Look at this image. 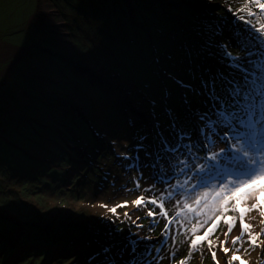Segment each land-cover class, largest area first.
Wrapping results in <instances>:
<instances>
[{"label": "rangeland", "instance_id": "1", "mask_svg": "<svg viewBox=\"0 0 264 264\" xmlns=\"http://www.w3.org/2000/svg\"><path fill=\"white\" fill-rule=\"evenodd\" d=\"M246 3L249 0H194L189 5L184 0H0V53L6 55L0 57V264H88L94 256L93 264H102L105 247L123 249L128 225L103 219L106 209L99 206L133 201L141 194L125 191V186L135 187L138 173L126 171L123 156L136 155L138 137H146L149 152L159 142L158 133L171 140L172 118L195 138L187 114L210 107L207 97L197 94L200 83H192L187 67L180 72L164 57L184 46L199 61L198 75L207 68L209 76L227 75L233 70L219 56L201 50L204 25L223 23V35L215 42H231L233 55L243 57L232 39L236 17L227 9ZM249 6L259 13L254 3ZM259 18L257 26L264 24V16ZM181 81L193 90L182 87ZM82 97L92 108L83 115L76 104ZM128 98L146 112L128 115L123 108ZM103 133L114 135L117 146ZM139 156L143 163L150 162L143 150ZM141 171L144 188L153 183V169ZM125 211L132 214L134 206L117 208L121 219ZM135 214L142 217L137 221L144 225L140 231L149 234L151 218H144V211ZM165 223L160 219L151 234L163 239ZM118 227L123 231L117 232ZM74 228H82L80 238L87 239L74 236ZM221 229L226 231L222 223ZM132 230H137L135 225ZM243 248L237 254L246 257V264H258L257 252L248 254ZM167 256L161 264H215L207 251L203 258L199 252L188 258L183 242L171 261Z\"/></svg>", "mask_w": 264, "mask_h": 264}, {"label": "snow or ice", "instance_id": "2", "mask_svg": "<svg viewBox=\"0 0 264 264\" xmlns=\"http://www.w3.org/2000/svg\"><path fill=\"white\" fill-rule=\"evenodd\" d=\"M250 3L259 8V13L252 10ZM227 10L236 17L232 22V39L245 55H233L231 42H215L216 37L223 35V23L204 25L206 38L201 50L210 57L219 56L220 62L233 71L227 75L218 72L200 80L202 91L197 90V94L205 95L210 107L208 111L195 113L199 121L195 138L191 129L178 126L172 118L171 140L158 133L159 142L149 152L144 144L146 137L141 136L133 149L136 155L123 156L127 161L126 171L135 169L138 173L133 179L135 187L125 186V191L141 194L133 201L99 205L106 209L103 219L113 224L119 220L129 228L125 248L113 255L111 249L105 247L102 264H161L165 253L170 261L175 257L182 242L188 245V258L195 252L203 258L207 251L215 264H219L217 250L225 256L232 252L228 264L236 261L246 264L242 256L237 255L244 244L249 245L243 248L245 253L251 254L259 248L264 258V24L257 26L255 22L264 16V2L249 0L243 8L228 7ZM180 84L193 90L190 84L183 81ZM169 116L171 118L170 110ZM220 144L225 147L220 149ZM142 150L149 163L141 161ZM142 168L153 169V183L144 188H141V180L145 179ZM129 204L134 206L133 213L125 211L121 219L117 208H127ZM135 210L144 211V218H151L149 234L141 235L144 225L137 223L142 217L136 215ZM229 212L233 215H228ZM160 219L166 220L161 231L163 239L151 235ZM221 223L226 231L221 229ZM237 223L239 234L229 241ZM132 225L136 226V231L132 230ZM116 231L123 229L118 227ZM179 236H183L182 242ZM153 239L155 244L144 243L141 248L142 241ZM125 252L130 257L128 260H124ZM95 259V256L89 257L88 264H93Z\"/></svg>", "mask_w": 264, "mask_h": 264}, {"label": "bare ground", "instance_id": "3", "mask_svg": "<svg viewBox=\"0 0 264 264\" xmlns=\"http://www.w3.org/2000/svg\"><path fill=\"white\" fill-rule=\"evenodd\" d=\"M120 3V2H119ZM140 14H142V13H140ZM259 20H260V18H259ZM258 20V21H259ZM4 56H6L5 55V53L3 52V53H0V57H4ZM4 59H5V57H4ZM129 97V96H128ZM78 99V98H77ZM76 98L74 99L75 101H78ZM129 99V101H130V103H127V104H125L124 103V106H123V108H124V110H126V113L128 114V115H134L135 117H138V116H141V114H144L146 111L142 108V106L140 105V103H138V102H136V101H133L132 100V98H128ZM82 101H80V102H76V104H77V107H78V109H80V112L82 113V115L84 114V111H90V109H92L91 108V105H90V100H88V99H85V97H82V99H81ZM87 102H89L88 104H86ZM79 112V113H80ZM185 112V111H184ZM185 114H187V112H185ZM188 115V117H189V120L191 121V123L193 124V128H194V133H195V136H197L198 135V132H197V126H198V124H199V121H198V119H197V117H196V115L195 114H187ZM85 116V115H84ZM61 126L58 128V130L59 131H61ZM104 139H106V140H108L112 145H114V146H117V144H118V140H117V138L116 137H114V135H109V133H103V136H102ZM225 147V145L224 144H220L219 145V148L220 149H223ZM253 215H255V213H253ZM75 229V231L77 232H75V234H74V236H76V237H79L80 238V235H81V233H82V231L80 230V229H77V228H74ZM239 230H240V225H239V223L237 224V227H235V229L233 230V233L229 236V241L231 240V238H232V236H235V235H237V234H239ZM256 231H259V228H257L256 229ZM141 235H147V234H143L142 232H141ZM153 237H156L157 238V236L155 235V234H151ZM56 238H59V236H55ZM83 237V238H82ZM80 239H87V235H82L81 236V238ZM89 239V238H88ZM221 240H223V236L221 237ZM101 241H103L102 239H101ZM153 241H156L155 239H153V240H150V241H142V245L144 244V243H152ZM84 242V241H83ZM85 243V242H84ZM127 243L128 242H124L123 243V245H124V247H123V249L125 248V246L127 245ZM128 251L130 252V248L128 249ZM120 251H111V254H113V255H115V254H117V253H119ZM256 252H257V255H258V262H259V264H264V258H262L261 257V253H260V249L259 248H257V250H256ZM238 255V254H237ZM232 256V254H230L229 256H227L226 258H224L225 257V254L224 253H222L221 251H219V250H217V260L219 261V264H224V261L225 262H227V260H229L230 259V257ZM130 257L128 256V254H127V252H125V255H124V260H128ZM242 259L245 261V259H246V257H242Z\"/></svg>", "mask_w": 264, "mask_h": 264}, {"label": "trees", "instance_id": "4", "mask_svg": "<svg viewBox=\"0 0 264 264\" xmlns=\"http://www.w3.org/2000/svg\"><path fill=\"white\" fill-rule=\"evenodd\" d=\"M193 1L194 0H184V2H186L187 5L193 3ZM183 47L184 46L175 47V53L176 54L175 55H172V54L168 55V57L167 58L164 57V59L167 60L168 65L174 66V68L179 67L180 72L184 71L183 70L184 66H186L187 67L186 72H188V74L190 75L192 83H196V84L198 83L197 85H199L201 79H205V80L208 79L210 71L207 68V69H205V71H203V73L199 72V75H198V72L196 69V65H198L197 57L195 56L194 52L192 50H190V48H188V50L185 51L186 49H183ZM157 58H159V57H157ZM195 63H196V65H195ZM79 229L82 231V228H79ZM90 237L92 239L95 238L94 235H90ZM57 239H59V238H57ZM75 239H76V237H72L70 240L74 241Z\"/></svg>", "mask_w": 264, "mask_h": 264}]
</instances>
